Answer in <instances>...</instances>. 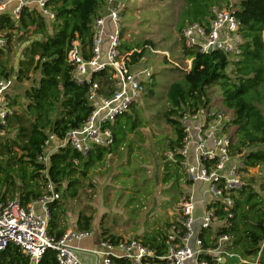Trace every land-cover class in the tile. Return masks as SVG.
Here are the masks:
<instances>
[{
    "label": "trees",
    "instance_id": "obj_1",
    "mask_svg": "<svg viewBox=\"0 0 264 264\" xmlns=\"http://www.w3.org/2000/svg\"><path fill=\"white\" fill-rule=\"evenodd\" d=\"M190 1L187 0L192 5L195 16L193 20L181 25L180 31L191 23L206 25L213 7L227 8L232 2L242 43L238 55L219 51L204 54L198 48H186L182 44L184 59H193L191 69L184 72V84L175 82L170 86L168 107L163 118L172 132L166 150L170 152L174 166L184 172L187 187L192 184L183 169L184 158L180 154L184 137L180 118L184 113L193 112L203 105L218 108L231 118L227 132L234 157L243 154L246 148L259 147L258 150L243 155V172L264 163V0ZM47 8L54 13L51 21L42 16L34 6L23 7L18 19L9 13L0 15V35L6 42L0 49V77L13 78V58L17 48L26 42L30 43L22 50L16 79L25 80L30 70L40 74L37 84L24 92L22 98L25 102H18L10 97L9 105H23L22 111L15 110L8 116L6 125L0 126L5 131V136L0 138V200L17 199L21 206L41 197L48 180L56 186L59 193L62 191L63 195L73 197L76 193L73 188L81 184V178L86 177L90 170L116 150H123L124 146L130 147L129 135L140 127L137 114L131 116L128 113L129 110L136 112L133 104L127 112L117 116L108 125L112 132V145L93 146L86 155L69 145L60 147L50 156L46 178V169L37 161V157L42 152L47 132L54 134L58 140H64L66 134L80 127L91 112L86 98L88 86L73 80V67L67 61V54L71 42L76 39L83 57L87 59L91 56L93 24L96 18L105 14L106 4L105 0H49ZM124 45L121 46L123 51L133 49L130 45ZM151 45L147 41L141 47L134 48H141V55H144V47ZM136 59L135 54L133 60ZM151 92L152 89L149 94ZM214 94L217 96L213 98ZM12 131H16L13 136ZM168 167V163H164L163 181L173 176L166 173ZM178 172L175 169L173 174L176 176ZM253 196L248 194L243 203L254 211V218L257 216L255 220L252 219L254 222L246 229H240L239 223L248 220L251 211L240 208V201L236 196L231 218L226 217V213L218 208L217 213L225 222L217 228L214 236H229L234 253L253 261L259 254L257 264H264V211L255 209L257 203L252 202ZM182 197L176 205L181 202ZM58 202L50 205L51 218L48 225L49 234L56 239L66 230L58 228ZM91 222L90 216L80 214L75 230H91ZM171 225L172 223L166 232L156 230L154 235L144 237V243L155 249L158 255L166 252L163 240ZM105 234L102 236L111 241L118 239ZM210 234L211 231L200 233L205 247H211L210 238L207 237ZM28 263V259L15 246H9L0 253V264ZM39 264H57L55 252L46 251ZM115 264L130 263L115 260Z\"/></svg>",
    "mask_w": 264,
    "mask_h": 264
},
{
    "label": "built area",
    "instance_id": "obj_2",
    "mask_svg": "<svg viewBox=\"0 0 264 264\" xmlns=\"http://www.w3.org/2000/svg\"><path fill=\"white\" fill-rule=\"evenodd\" d=\"M49 0H35L34 7L42 16L54 19V13L47 8ZM0 0V15L9 13L15 19L23 7L32 5V0ZM105 14L95 19L93 38L89 58H84L78 40H73L67 54V61L73 67V80L86 84V98L91 112L84 123L70 130L64 140L47 132L41 154L37 161L45 167V176L50 156L58 148L69 145L77 152L86 155L93 146L112 145V132L108 125L115 118L129 110L145 91L143 82L152 83L153 73L138 65L146 60L142 49L123 51L120 11L123 4L119 0H105ZM110 28L105 33L106 24ZM238 21L229 6L211 9V16L206 25L191 23L181 31V42L186 48H198L201 53L209 50L224 54L238 55L242 43ZM107 36L104 46L103 37ZM6 42L0 35V49ZM152 54H161L170 61L167 52H160L151 46H145ZM137 55L134 61L133 56ZM140 55V56H139ZM192 58L184 59L185 67H176L184 72L191 69ZM12 79L0 77V126H5L8 116L16 110L10 104ZM231 118L214 107L200 106L193 112L184 113L180 122L183 126V145L180 154L184 158L183 169L191 182L184 192L177 207V217L165 234L164 255L145 244L139 238H118L114 241L99 237L92 230H66L58 239L48 232L50 205L58 202L60 193L51 182L45 183L41 197L21 206L17 199L0 200V253L9 246L17 247L29 261L39 264L48 250L55 252L57 264H83L79 254L92 255L95 264H115V260H126L130 264H251L247 259L232 251V241L227 235L212 236L205 247L200 233L212 231L214 225L222 226L224 219L218 215V208L226 217H232L235 206L234 198L243 188L242 169L239 155L233 156L227 125ZM5 131L0 129V138ZM203 184L201 205L203 212L196 215L194 185ZM218 205V206H217ZM197 222L200 231L194 243V250L189 246L194 236L193 224ZM85 240H95V248L87 249L81 244ZM264 245V244H263ZM259 254L252 264H257ZM114 260V262H113Z\"/></svg>",
    "mask_w": 264,
    "mask_h": 264
},
{
    "label": "rangeland",
    "instance_id": "obj_3",
    "mask_svg": "<svg viewBox=\"0 0 264 264\" xmlns=\"http://www.w3.org/2000/svg\"><path fill=\"white\" fill-rule=\"evenodd\" d=\"M120 2L123 4L120 11L123 46L126 44L132 48L141 47L144 42L149 41L153 49L167 52L170 61L164 55L145 50L146 60L138 67L150 70L153 73V82H143L145 91L134 103L136 112L128 111L131 116L137 114L140 127L129 135L130 147L124 146L123 150H116L90 170L86 177L81 178V184L73 188L76 192L73 197L60 192L58 228H69L76 223L80 214H84L92 218L91 230L96 236L102 237L106 233L105 236L135 237L144 241L146 235H154L156 230L167 231L177 217L176 203L183 196L182 192L184 194L190 189L187 187L184 172L174 166L170 152L166 150L172 132L163 114L168 107L170 86L175 82L184 84V71L181 69L185 67V63L180 27L193 20L195 14L187 0ZM109 28L107 21L106 34ZM103 43L104 46L107 45V36L103 37ZM20 47L21 45L17 51ZM39 78V72L32 70L25 80L12 78L11 99L25 102L22 98L24 92L35 86ZM150 89L152 92L149 94ZM216 96L214 94L213 98ZM22 107L23 105H19L15 109L20 112ZM15 132L12 131L11 136ZM258 149L259 147L246 148L239 155L240 163L242 164L243 155ZM166 162L169 166L166 173L173 176L163 181ZM175 169L180 171L176 176L173 174ZM242 181L244 187L237 193L240 208L251 211L250 206L247 207L243 202L248 194H252V202L257 203L255 209L264 211V163L242 172ZM253 212L249 213L245 222H240L237 217L241 230L246 229L257 218H254ZM240 219L243 220L242 217ZM218 227V224L214 225L207 237L214 236ZM193 231L194 236L189 241L192 250L200 231L197 222L193 224ZM78 258L83 264H95L92 255L78 253ZM248 261L253 263V260Z\"/></svg>",
    "mask_w": 264,
    "mask_h": 264
},
{
    "label": "crops",
    "instance_id": "obj_4",
    "mask_svg": "<svg viewBox=\"0 0 264 264\" xmlns=\"http://www.w3.org/2000/svg\"><path fill=\"white\" fill-rule=\"evenodd\" d=\"M34 1L35 0H32V3H31L32 5H30V7L34 6ZM16 3H17L16 0H14L13 4L11 5V7L14 8ZM49 21H51V20H49ZM262 39H263V43H264V33L262 34ZM204 189H205V185H203V184H195L194 185V198L196 200V209H195L196 215H200L203 212V206L201 205L200 201L202 200V193H203ZM68 229H73L74 230L75 229V224L70 226L69 228L67 227L66 230H68ZM81 246H83V247H85L87 249L95 248V240H93V241L85 240L84 242H82ZM86 255H88V254H86ZM85 259H86V256H85Z\"/></svg>",
    "mask_w": 264,
    "mask_h": 264
},
{
    "label": "water",
    "instance_id": "obj_5",
    "mask_svg": "<svg viewBox=\"0 0 264 264\" xmlns=\"http://www.w3.org/2000/svg\"><path fill=\"white\" fill-rule=\"evenodd\" d=\"M30 42H26L21 45L20 49L16 52L15 57H14V63H13V69H14V76L13 78L16 79V74L18 71V66H19V61L22 59V50L29 44ZM212 52L209 50L208 53Z\"/></svg>",
    "mask_w": 264,
    "mask_h": 264
}]
</instances>
